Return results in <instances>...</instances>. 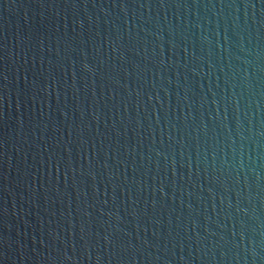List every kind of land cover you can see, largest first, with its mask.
<instances>
[{
  "label": "water",
  "instance_id": "95a60500",
  "mask_svg": "<svg viewBox=\"0 0 264 264\" xmlns=\"http://www.w3.org/2000/svg\"><path fill=\"white\" fill-rule=\"evenodd\" d=\"M0 264H264V0H0Z\"/></svg>",
  "mask_w": 264,
  "mask_h": 264
}]
</instances>
